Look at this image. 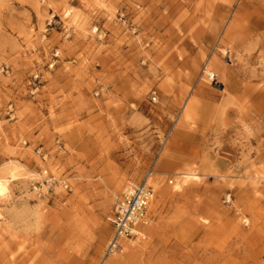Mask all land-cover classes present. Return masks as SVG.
<instances>
[{
	"label": "rangeland",
	"instance_id": "374dc122",
	"mask_svg": "<svg viewBox=\"0 0 264 264\" xmlns=\"http://www.w3.org/2000/svg\"><path fill=\"white\" fill-rule=\"evenodd\" d=\"M247 17L264 0H0V264H264ZM144 183V239L107 255L115 199Z\"/></svg>",
	"mask_w": 264,
	"mask_h": 264
},
{
	"label": "built area",
	"instance_id": "2783aa9c",
	"mask_svg": "<svg viewBox=\"0 0 264 264\" xmlns=\"http://www.w3.org/2000/svg\"><path fill=\"white\" fill-rule=\"evenodd\" d=\"M214 80V76L207 77ZM50 182V179H46ZM153 190L146 183L130 185L119 195L113 205V235L108 243L107 255L121 252V241L144 239V230L148 226V205Z\"/></svg>",
	"mask_w": 264,
	"mask_h": 264
},
{
	"label": "bare ground",
	"instance_id": "6f19581e",
	"mask_svg": "<svg viewBox=\"0 0 264 264\" xmlns=\"http://www.w3.org/2000/svg\"><path fill=\"white\" fill-rule=\"evenodd\" d=\"M234 22H237L236 19L234 20ZM238 26H239V23L231 29V33L232 32H238V29H239ZM263 27H264V18L260 19V18H256V17H254V18H252V17L248 18L247 17V19H245V28L250 30L251 32L258 33L260 30L263 29ZM228 32H227V34H228ZM212 68H213L214 72H210L206 69L208 77H211L212 75L214 76L216 74V76L220 77L224 82L226 81V78L228 80V78H229L228 74L225 72V69L223 67L219 66L216 62H214V65L212 66ZM7 176H8V178H14L15 177V170L10 169L7 172ZM186 177L187 178H190V177L194 178L195 176L187 175ZM148 181H149V179H148ZM8 183H9V180L4 179V178L0 179V199L7 197V195H8ZM156 192L162 193V190L160 188H157ZM153 205H154V198L152 197V199L148 205V208H147L148 213H149L150 208L153 207Z\"/></svg>",
	"mask_w": 264,
	"mask_h": 264
},
{
	"label": "crops",
	"instance_id": "0c3cea01",
	"mask_svg": "<svg viewBox=\"0 0 264 264\" xmlns=\"http://www.w3.org/2000/svg\"><path fill=\"white\" fill-rule=\"evenodd\" d=\"M149 215V214H148Z\"/></svg>",
	"mask_w": 264,
	"mask_h": 264
}]
</instances>
